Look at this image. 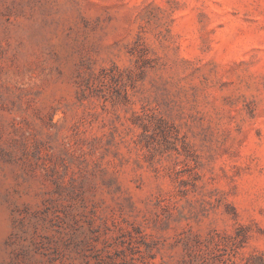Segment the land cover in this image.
<instances>
[{
    "label": "rangeland",
    "instance_id": "1",
    "mask_svg": "<svg viewBox=\"0 0 264 264\" xmlns=\"http://www.w3.org/2000/svg\"><path fill=\"white\" fill-rule=\"evenodd\" d=\"M0 264H264V0H0Z\"/></svg>",
    "mask_w": 264,
    "mask_h": 264
}]
</instances>
